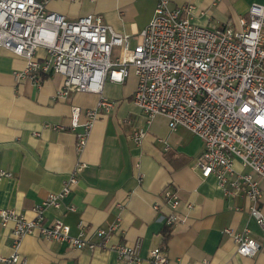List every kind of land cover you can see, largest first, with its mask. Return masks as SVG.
<instances>
[{"label":"crops","instance_id":"0c3cea01","mask_svg":"<svg viewBox=\"0 0 264 264\" xmlns=\"http://www.w3.org/2000/svg\"><path fill=\"white\" fill-rule=\"evenodd\" d=\"M188 3L196 6L191 16L196 24L240 29L250 5L264 0H170V7L182 10ZM156 4L157 0H48L47 9L72 20L98 16L117 33L129 35L135 46ZM37 56L46 57L45 49L39 48ZM26 64L25 57L0 48V169L13 174L0 178V209L35 217L34 206L48 193L60 191L82 162L79 183L63 206L46 210L47 222L59 218L70 226L71 235L83 232L94 241L96 229L118 223L107 243L133 244L140 239L141 260L135 264H151L149 251L158 247L169 264H264V229L250 215L249 200L227 194L214 175L202 176L199 159L205 146L200 137L183 126L171 129L162 115L146 118L133 101L135 74L122 84L105 82L102 95L114 104L106 111L98 107V93L71 90L58 96L64 83L60 73L45 75L39 84L18 81L15 72ZM72 106L98 111L83 151L77 149L76 136L83 127L71 128ZM138 130L145 133L140 142L132 137ZM235 169L250 170L239 160ZM261 188L264 212V180ZM166 190L179 194L184 222L166 223L171 212ZM70 204L75 210L67 209ZM12 226L0 224V257L14 253ZM226 228L249 229L262 249L256 256L240 255L232 237L224 233ZM17 253L18 264H126L114 250H78L38 234L24 236Z\"/></svg>","mask_w":264,"mask_h":264},{"label":"built area","instance_id":"2783aa9c","mask_svg":"<svg viewBox=\"0 0 264 264\" xmlns=\"http://www.w3.org/2000/svg\"><path fill=\"white\" fill-rule=\"evenodd\" d=\"M47 1L0 0V48L27 60L15 78L39 84L45 75L60 73L64 83L58 96L71 90L98 93V107L111 111L114 104L102 95L105 82L122 84L135 74L133 101L146 118L162 115L171 129L183 126L200 137L205 146L199 159L202 176L214 175L227 194L244 195L250 202V215L264 229L260 205L264 180V3H252L248 18H242L241 28L234 29L196 24L191 17L196 10L192 3L178 10L170 7V0H157L153 17L131 46L129 35L117 33L100 17L89 14L68 19L48 10ZM115 47H119V55L112 59ZM39 48L45 49L46 57L37 56ZM97 116L96 108L72 106L71 128L83 127L76 134L79 151L86 147ZM144 135L138 130L132 137L140 142ZM236 160L250 170L237 171ZM84 166L78 162L62 189L48 193L34 206L35 217L28 218L13 208L0 209V224H13L14 247L12 255L0 257L2 264H18L21 239L36 234L78 250H114L126 264L140 262V239L133 244L108 245V236L118 223L96 229L98 240L94 241L83 232L71 235L70 226L59 218L46 221V210L65 204ZM11 176V171L0 169V178ZM164 199L171 207L166 223L184 222L177 191H164ZM66 206L75 210L71 204ZM84 226L81 221L80 229ZM224 233L232 237L240 255L256 256L262 249L263 245L249 236V229L226 228ZM148 260L169 264L159 247L149 251Z\"/></svg>","mask_w":264,"mask_h":264},{"label":"rangeland","instance_id":"374dc122","mask_svg":"<svg viewBox=\"0 0 264 264\" xmlns=\"http://www.w3.org/2000/svg\"><path fill=\"white\" fill-rule=\"evenodd\" d=\"M118 55H119V47H115L112 55V59H116Z\"/></svg>","mask_w":264,"mask_h":264},{"label":"trees","instance_id":"16d2710c","mask_svg":"<svg viewBox=\"0 0 264 264\" xmlns=\"http://www.w3.org/2000/svg\"><path fill=\"white\" fill-rule=\"evenodd\" d=\"M167 237H169V236H167Z\"/></svg>","mask_w":264,"mask_h":264}]
</instances>
